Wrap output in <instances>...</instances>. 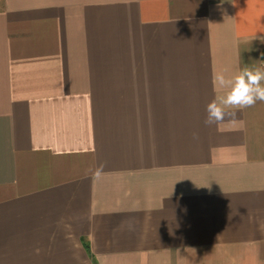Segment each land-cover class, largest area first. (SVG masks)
Returning a JSON list of instances; mask_svg holds the SVG:
<instances>
[{"label":"crops","instance_id":"0c3cea01","mask_svg":"<svg viewBox=\"0 0 264 264\" xmlns=\"http://www.w3.org/2000/svg\"><path fill=\"white\" fill-rule=\"evenodd\" d=\"M264 0H0V264H264ZM195 134V136H194Z\"/></svg>","mask_w":264,"mask_h":264},{"label":"clouds","instance_id":"9594fccd","mask_svg":"<svg viewBox=\"0 0 264 264\" xmlns=\"http://www.w3.org/2000/svg\"><path fill=\"white\" fill-rule=\"evenodd\" d=\"M213 85L227 91L226 95L207 104L206 126L216 125L219 128L226 122L234 124L240 110L253 107L257 102L264 103V67L245 66L234 76L216 73Z\"/></svg>","mask_w":264,"mask_h":264}]
</instances>
